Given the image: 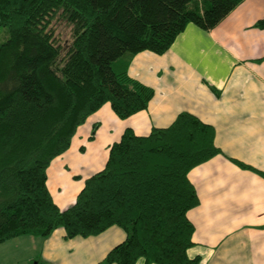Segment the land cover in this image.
Segmentation results:
<instances>
[{
  "label": "trees",
  "instance_id": "16d2710c",
  "mask_svg": "<svg viewBox=\"0 0 264 264\" xmlns=\"http://www.w3.org/2000/svg\"><path fill=\"white\" fill-rule=\"evenodd\" d=\"M240 1L0 0V243L59 227L66 239L87 237L116 225L124 239L98 264H196L185 254L193 230L185 213L198 202L186 174L218 149L212 127L195 116L180 112L146 135L125 128L62 210L45 170L104 102L119 119L146 107L152 89L128 76L132 55L161 54L186 23L209 30ZM56 15L69 25L63 43L49 26Z\"/></svg>",
  "mask_w": 264,
  "mask_h": 264
},
{
  "label": "crops",
  "instance_id": "0c3cea01",
  "mask_svg": "<svg viewBox=\"0 0 264 264\" xmlns=\"http://www.w3.org/2000/svg\"><path fill=\"white\" fill-rule=\"evenodd\" d=\"M259 19L264 0H241L209 30L189 22L163 53L132 55L126 72L150 87L152 96L124 119L104 102L76 127L68 148L45 170L55 205L62 210L74 201L125 128L146 135L187 112L212 127L218 149L186 174L198 198L185 213L193 226L187 258H197L196 264H264V27L254 25ZM63 235L59 227L45 238L5 240L0 264H98L124 239L116 225L87 237Z\"/></svg>",
  "mask_w": 264,
  "mask_h": 264
},
{
  "label": "rangeland",
  "instance_id": "374dc122",
  "mask_svg": "<svg viewBox=\"0 0 264 264\" xmlns=\"http://www.w3.org/2000/svg\"><path fill=\"white\" fill-rule=\"evenodd\" d=\"M49 26L51 31L53 32L54 37L57 38V40H59L61 43L68 40L69 25L61 16L58 15L54 16ZM5 36H6L5 28L0 27V42L3 41Z\"/></svg>",
  "mask_w": 264,
  "mask_h": 264
}]
</instances>
